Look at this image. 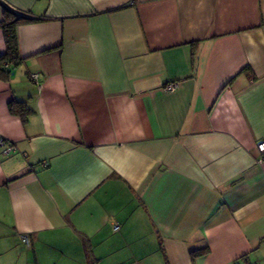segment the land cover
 <instances>
[{"label": "crops", "instance_id": "0c3cea01", "mask_svg": "<svg viewBox=\"0 0 264 264\" xmlns=\"http://www.w3.org/2000/svg\"><path fill=\"white\" fill-rule=\"evenodd\" d=\"M4 8L0 264H264V0Z\"/></svg>", "mask_w": 264, "mask_h": 264}, {"label": "trees", "instance_id": "16d2710c", "mask_svg": "<svg viewBox=\"0 0 264 264\" xmlns=\"http://www.w3.org/2000/svg\"><path fill=\"white\" fill-rule=\"evenodd\" d=\"M27 19L22 13L12 11L10 9L4 8L2 12V19L0 20V30L2 31L6 53L0 57V64L5 63L9 68H15L21 62L19 58V48L18 47V38H17V27L20 23H26ZM3 68H0V72L3 71ZM247 70V69H244ZM243 70V71H244ZM10 73V72H9ZM11 74V73H10ZM9 112L13 115L23 116L25 111L24 105L19 103H10L8 106ZM23 113V115H22ZM208 253V248L197 250L191 252L193 257H204Z\"/></svg>", "mask_w": 264, "mask_h": 264}, {"label": "built area", "instance_id": "2783aa9c", "mask_svg": "<svg viewBox=\"0 0 264 264\" xmlns=\"http://www.w3.org/2000/svg\"><path fill=\"white\" fill-rule=\"evenodd\" d=\"M10 75H12V73ZM29 79L31 82H33V84H36V82L38 81V75L33 73V75H29ZM175 86H176L175 84H168L164 87V90L173 91V89H175ZM255 147L257 151L263 156L264 155V142L257 143ZM15 152H16V148H15L14 143L7 141L0 137V153L3 156H9ZM21 242H23L25 245H28L29 243L27 237H23Z\"/></svg>", "mask_w": 264, "mask_h": 264}]
</instances>
